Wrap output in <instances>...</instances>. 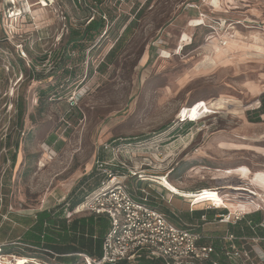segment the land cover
Wrapping results in <instances>:
<instances>
[{
	"label": "rangeland",
	"instance_id": "rangeland-1",
	"mask_svg": "<svg viewBox=\"0 0 264 264\" xmlns=\"http://www.w3.org/2000/svg\"><path fill=\"white\" fill-rule=\"evenodd\" d=\"M100 15L101 36L71 51V31ZM263 94L264 0H0V259L65 264L20 241L38 212L89 196L103 179L96 162L112 159L134 195L161 193L162 212L219 245L231 226L212 213L187 220L191 199L157 181L216 193L232 212L264 208L263 188L225 173L264 172V114L249 121ZM204 197L194 211L225 205ZM261 232L245 236L251 259L214 260L264 264ZM9 245L21 249L4 254Z\"/></svg>",
	"mask_w": 264,
	"mask_h": 264
},
{
	"label": "built area",
	"instance_id": "built-area-1",
	"mask_svg": "<svg viewBox=\"0 0 264 264\" xmlns=\"http://www.w3.org/2000/svg\"><path fill=\"white\" fill-rule=\"evenodd\" d=\"M18 1L10 0V3L16 5ZM21 14L20 11L19 15ZM103 149L111 151L112 155L113 152H121L120 147L113 148L110 145H105ZM119 165L123 164L120 162ZM95 167L98 175L103 177L100 187L87 196L73 213L67 215L70 219L72 216H105L110 221L111 227L105 236L102 257L93 259L84 256L87 264H134L142 257L162 260L164 264H218L214 259L223 257L251 259L245 247L246 235L237 236L227 232L217 239L219 245H215L213 238L207 236L203 228L196 229L193 226L177 224L166 213L153 206L149 198L150 193L143 190L142 196L134 195L126 184L130 174L120 170L113 172V159L110 162L98 160ZM205 195L198 193L199 197ZM156 199L164 200L165 197L159 193ZM190 199L192 213L194 207L199 204L197 203L199 199L196 197ZM206 204V210L228 209L217 207L209 201ZM263 211L264 208L260 207L255 212ZM250 214L252 213L244 211L229 210L226 213L220 211L214 220L238 225L246 221ZM201 221L208 222L207 216H202ZM247 225L256 234V227H253L250 221H247ZM259 226L264 228V223Z\"/></svg>",
	"mask_w": 264,
	"mask_h": 264
},
{
	"label": "trees",
	"instance_id": "trees-1",
	"mask_svg": "<svg viewBox=\"0 0 264 264\" xmlns=\"http://www.w3.org/2000/svg\"><path fill=\"white\" fill-rule=\"evenodd\" d=\"M86 21L89 22L84 29L71 31V35L67 42L71 51L78 50V52H84L86 47L85 43L94 40V38H96L97 36H101L103 31L106 29L109 20L106 16L100 15L99 17H89ZM128 28L129 27H127L126 30ZM260 101V107L254 110L252 113H249L252 115V117L249 116V121L251 123L261 122V116L264 114V94L261 96ZM181 122L185 124H193V121L188 120H184ZM114 171H116V169H113V172ZM94 172L96 173V175H98L96 169L93 171V173ZM85 178L86 177H84V179L80 182V184L83 185L79 187V192L81 191L80 189L87 183L85 182ZM101 181H99L98 187L95 190L100 187ZM72 195L73 196H69L67 201L62 205L40 211L36 214L35 220H32V222L30 221V226L24 233L23 238L21 239L22 241H20V244L24 245L23 249L29 251L41 250L42 252H45L46 255L44 257L45 259L42 260L46 261L47 257H53L65 264H76L78 260L85 258L84 256L93 259H99L102 257L105 236L107 235L111 227L110 221L105 216L95 215L75 217L72 220L67 219L66 215L69 213H73L76 207H78L87 197L85 195L76 197V193ZM140 196H142L141 191L138 197ZM149 198L151 200V204L158 208V203L155 201L156 199L151 193L149 195ZM216 212L220 211H193L191 214V218L187 217V220L201 221L202 216H207L211 213L212 215H210L209 218L213 219ZM221 212L226 213L227 210H222ZM247 221H250L252 226L256 227V231L262 230L261 234L264 237L263 229H261L262 227L259 226L260 224L264 223V213L262 212H255L248 215L246 221L238 225H229L233 230L232 233L237 236H253V234L256 235L253 232L252 228L247 225ZM187 223L188 222H186V224L184 225H187ZM236 228L237 231H235ZM16 245L5 246L2 249V252H4V254H14V250L18 248L21 249L20 247H14ZM137 263L164 264L162 260L149 259L146 257H142Z\"/></svg>",
	"mask_w": 264,
	"mask_h": 264
},
{
	"label": "bare ground",
	"instance_id": "bare-ground-1",
	"mask_svg": "<svg viewBox=\"0 0 264 264\" xmlns=\"http://www.w3.org/2000/svg\"><path fill=\"white\" fill-rule=\"evenodd\" d=\"M43 5H46V1L43 3ZM16 15H19V14L13 13L12 17H15ZM233 172L238 173L241 176V178L247 179L250 185H254V186H257L259 188L264 189V172L253 173L254 171L251 172V170L247 167H241L238 170H226L225 171V173H227V174H231ZM155 181H157V180H155ZM157 182H159L165 189H167L171 194H173L175 196H180V197H184V198L196 197L197 199H199L198 201H200V199L204 197V196L199 197L198 193H197V195H195V193H193V192L182 191V190L176 188L174 185L171 184V182L166 177L159 178V181H157ZM199 193H201V195L206 194V196L207 195H213L215 200L222 201L223 204H225L224 200L219 195H217L216 193L212 194V193H209L207 191H205V193H203V191H201ZM201 200H204V199H201ZM205 203H207V202H204L202 204H205ZM222 207H226V206L223 205ZM252 211H248V212H252ZM20 261H21V259H20ZM23 263L24 262L22 261L20 264H23ZM0 264H12V263H10L8 261H4L3 259H0Z\"/></svg>",
	"mask_w": 264,
	"mask_h": 264
},
{
	"label": "crops",
	"instance_id": "crops-1",
	"mask_svg": "<svg viewBox=\"0 0 264 264\" xmlns=\"http://www.w3.org/2000/svg\"><path fill=\"white\" fill-rule=\"evenodd\" d=\"M247 182H248V180H247ZM224 203H225V201H224ZM251 204L254 205V208H255V209H252V208L248 207L249 210H257L258 208H260V205L254 203V202H253V203H249L248 206L251 205ZM224 206H226V205H224ZM242 209L245 210V209H247V207H246V208H242ZM217 213H218V212H217ZM217 213H216V214H217ZM216 214H215V215H216Z\"/></svg>",
	"mask_w": 264,
	"mask_h": 264
}]
</instances>
